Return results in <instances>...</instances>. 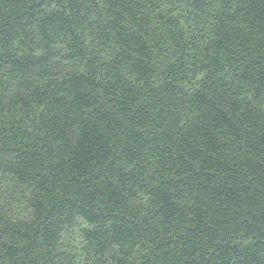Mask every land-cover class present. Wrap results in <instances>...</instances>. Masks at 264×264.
<instances>
[{"label": "trees", "instance_id": "trees-1", "mask_svg": "<svg viewBox=\"0 0 264 264\" xmlns=\"http://www.w3.org/2000/svg\"><path fill=\"white\" fill-rule=\"evenodd\" d=\"M0 264H264V0H0Z\"/></svg>", "mask_w": 264, "mask_h": 264}]
</instances>
